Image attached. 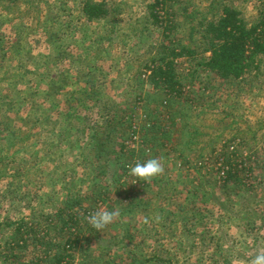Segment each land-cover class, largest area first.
I'll use <instances>...</instances> for the list:
<instances>
[{
  "label": "rangeland",
  "instance_id": "1",
  "mask_svg": "<svg viewBox=\"0 0 264 264\" xmlns=\"http://www.w3.org/2000/svg\"><path fill=\"white\" fill-rule=\"evenodd\" d=\"M78 1L0 0V264H28L47 241L61 252V224L48 219L63 207L79 225L99 210L120 212L101 232L80 231L73 264H249L264 251V83L226 86L183 58L178 72L193 85L165 96L137 69L158 57L161 40L147 1L106 0L110 18L91 23ZM216 1L174 0L176 40L191 41L190 25ZM218 1L248 22L256 14L254 0ZM225 150L258 177L224 192L214 158H230ZM151 158L162 175L145 183L129 174ZM26 222L24 249L14 229Z\"/></svg>",
  "mask_w": 264,
  "mask_h": 264
},
{
  "label": "trees",
  "instance_id": "2",
  "mask_svg": "<svg viewBox=\"0 0 264 264\" xmlns=\"http://www.w3.org/2000/svg\"><path fill=\"white\" fill-rule=\"evenodd\" d=\"M7 3H16L18 0H5ZM21 1V0H20ZM146 8L148 10V18L151 21V25L156 29H159L161 40L157 41V58L142 63H137V69L140 67L146 68L149 72L147 77L148 85L154 88H159L163 91L165 96L183 97L186 95V88L192 87L193 80L190 82L184 81L185 74L178 72L177 60L183 58H194L197 60V67L203 73H211L214 76V80L221 82L224 85H231L234 82H238L240 85H249L258 83H264V0H254L256 4V14L249 22L242 16L240 10L231 7L224 1H216L210 5L213 7L216 3V10L209 15H204L195 23L190 26L189 36L191 41H184L182 38L176 40L175 30L181 23L175 22L172 17V13H169L168 6L174 0H146ZM77 14L87 23L93 21L102 22L109 19L112 14L110 5L111 3L106 0H79L77 3ZM21 6H25L24 3ZM26 7V6H25ZM74 6H71L73 9ZM207 8V7H206ZM208 13V8L206 9ZM5 13L0 11V14ZM26 13V12H24ZM18 16H23V12L18 11ZM1 16V15H0ZM179 24V25H178ZM2 23H0V27ZM112 34V30L110 29ZM196 36L192 39V36ZM183 42V43H182ZM187 42V43H186ZM194 44L195 48L189 47ZM127 57H130L127 55ZM140 61L139 58H136ZM129 63V62H127ZM144 64V65H143ZM149 64V65H148ZM143 65V66H142ZM135 73V71H134ZM194 77L195 74L190 73L188 76ZM197 78V77H196ZM196 79L194 78V81ZM186 82H188L186 84ZM258 83V84H259ZM260 85V84H259ZM258 85V87H260ZM256 86V85H254ZM82 100V97L79 99ZM226 151V150H225ZM216 153L213 151V154ZM231 157L226 158L224 152L221 151L220 158H214L218 160V164L223 166L220 177V185L226 191L229 189V183L233 182V187H241V184L247 185L248 182L258 177V168L252 167L251 162L248 168L239 167L238 165H232L231 161L236 160L237 152H225ZM218 156V157H219ZM241 158H247L248 161L250 155H239ZM221 160V161H219ZM226 171H223V170ZM238 175H241L239 178ZM238 186V187H236ZM73 205L80 206L79 202H75ZM68 207L70 205H67ZM69 209H71L69 207ZM68 212L66 207H63L58 213V218L48 219L51 221L50 226L60 225L58 233H61V237L54 235L57 241V247L61 248V252L54 254L50 251L49 242H44L39 245L40 249L45 247L41 255H34L33 258H29L28 264H73L75 255L83 248L82 238L79 236L80 231L88 229L90 232L97 233L90 224L83 223L79 225L80 221H84L78 214H73L70 219H63L64 212ZM86 212V211H85ZM89 215V212L86 213ZM57 216V215H55ZM54 216V217H55ZM63 220V221H61ZM60 221L62 223H60ZM47 226V220L45 221ZM264 223V219L262 224ZM19 225L15 228V232L20 236V239L24 241L22 247L26 249L27 243L23 235L33 232V229L27 225ZM86 225L87 228H84ZM2 225L0 224V227ZM32 226V225H31ZM74 227V231L67 232L65 229ZM38 227V226H37ZM48 227V226H47ZM50 228V227H48ZM23 229V230H22ZM28 229V230H27ZM20 242L17 241V245ZM39 249V248H37ZM49 250V251H48ZM36 257V259H35Z\"/></svg>",
  "mask_w": 264,
  "mask_h": 264
},
{
  "label": "clouds",
  "instance_id": "3",
  "mask_svg": "<svg viewBox=\"0 0 264 264\" xmlns=\"http://www.w3.org/2000/svg\"><path fill=\"white\" fill-rule=\"evenodd\" d=\"M129 174L138 181L150 182L162 175L165 171L158 158L147 159L143 162H135L129 165ZM120 215L118 210H99L89 215L86 219L90 226L97 232H101L111 225ZM249 264H264V251L258 252Z\"/></svg>",
  "mask_w": 264,
  "mask_h": 264
}]
</instances>
